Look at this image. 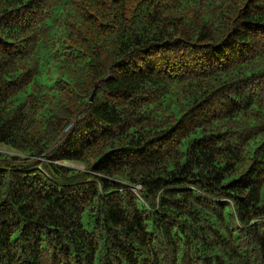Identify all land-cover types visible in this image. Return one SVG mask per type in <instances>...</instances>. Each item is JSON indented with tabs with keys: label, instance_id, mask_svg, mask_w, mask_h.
<instances>
[{
	"label": "trees",
	"instance_id": "1",
	"mask_svg": "<svg viewBox=\"0 0 264 264\" xmlns=\"http://www.w3.org/2000/svg\"><path fill=\"white\" fill-rule=\"evenodd\" d=\"M0 149V264H264V0H0Z\"/></svg>",
	"mask_w": 264,
	"mask_h": 264
},
{
	"label": "water",
	"instance_id": "2",
	"mask_svg": "<svg viewBox=\"0 0 264 264\" xmlns=\"http://www.w3.org/2000/svg\"><path fill=\"white\" fill-rule=\"evenodd\" d=\"M96 86H95V88H94V90H93V92H92V95H91V97H90V101H93V98H94V95H95V92H96Z\"/></svg>",
	"mask_w": 264,
	"mask_h": 264
},
{
	"label": "rangeland",
	"instance_id": "3",
	"mask_svg": "<svg viewBox=\"0 0 264 264\" xmlns=\"http://www.w3.org/2000/svg\"><path fill=\"white\" fill-rule=\"evenodd\" d=\"M2 150H4V149H0V151H2ZM74 165H75V164H74ZM78 166L80 167L81 165H79V164H78V165H75V167H78Z\"/></svg>",
	"mask_w": 264,
	"mask_h": 264
},
{
	"label": "built area",
	"instance_id": "4",
	"mask_svg": "<svg viewBox=\"0 0 264 264\" xmlns=\"http://www.w3.org/2000/svg\"><path fill=\"white\" fill-rule=\"evenodd\" d=\"M67 165H70L69 163H66ZM138 188H140L139 186H138Z\"/></svg>",
	"mask_w": 264,
	"mask_h": 264
}]
</instances>
